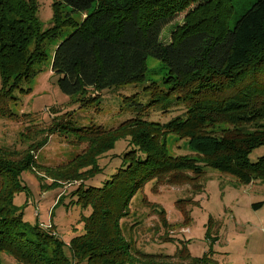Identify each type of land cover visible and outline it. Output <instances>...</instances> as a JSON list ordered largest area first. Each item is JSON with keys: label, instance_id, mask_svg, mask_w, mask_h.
<instances>
[{"label": "trees", "instance_id": "trees-1", "mask_svg": "<svg viewBox=\"0 0 264 264\" xmlns=\"http://www.w3.org/2000/svg\"><path fill=\"white\" fill-rule=\"evenodd\" d=\"M55 1L64 17L40 32L36 0H0V117L19 119L10 110L14 94L47 61L50 43L60 40L52 71L65 95H82L84 108L99 102L106 90L148 83L149 102L142 105L135 95L127 106L141 114L181 105L186 119L160 125L137 117L120 128L132 135L138 150L104 188L85 190L82 184L76 191L77 204L92 214L84 219V235L69 243L72 260L61 240L22 221L14 205L23 190L20 175L38 170L58 182L82 180L84 166L99 173L96 158L104 152L90 148L94 161L87 162L86 154L52 169L34 158L46 139L24 152L0 147V254L23 264H219L212 252L193 258L187 247L175 256L147 254L126 236L139 223L129 231L124 221L133 198L151 182L195 188L206 169H214L246 188L264 185V156L250 161L264 147V0H210L185 17L169 44L162 42L164 30L194 0ZM75 14L83 15L81 21ZM149 59L167 70L161 84L147 82ZM67 128L65 122L38 133L50 136ZM164 130L187 139L197 158L168 157L154 138ZM161 217L169 230L164 213Z\"/></svg>", "mask_w": 264, "mask_h": 264}, {"label": "rangeland", "instance_id": "rangeland-1", "mask_svg": "<svg viewBox=\"0 0 264 264\" xmlns=\"http://www.w3.org/2000/svg\"><path fill=\"white\" fill-rule=\"evenodd\" d=\"M194 1L164 30V44H169L170 35L189 13L210 0ZM36 5L40 32L49 31L56 20L64 17L57 10L55 0H36ZM212 15L211 11L208 16ZM73 17L81 21L83 15L75 14ZM59 41L50 43L46 50L47 61L37 66L35 74L23 82V91L14 94L15 101L10 110L19 119L0 117V147L24 152L32 143L38 144L46 139V145L34 158L38 165L52 169L65 167L86 154L87 162L94 161L90 148L97 153L104 152L96 158L99 173L94 175L90 172L91 166H84L80 172L82 180L58 182L38 170H26L20 175L23 190L15 195L14 205L22 221L31 228L41 227L61 240L66 255L72 260L69 243L84 235V219L92 214L91 208L85 209L77 204L76 191L82 184L85 190L104 188L124 169L128 155L138 150L132 135L120 128L137 117L160 125L179 118L185 120L186 109L178 105L169 111L140 114L135 106H127V98L135 95H140V104L149 102L150 98L144 94L148 83L106 90L99 102L84 108L82 95H65L59 87V77L52 71V60ZM147 67V82L161 84L167 71L162 63L149 59ZM2 89L0 74V92ZM65 122L68 125L65 131L50 136L47 132L38 133L47 128L58 130L65 126ZM81 129H86V133L82 134ZM154 138L168 157L197 158L187 139L165 130ZM263 156L264 147L255 150L250 161L255 163ZM143 200L151 206L144 204ZM261 203H264L263 184L256 183L246 188L214 169H206L202 181L195 184V188L184 184L151 182L131 202V216L124 223L128 227L136 222L139 224L131 235L127 233L126 236L134 238L138 247L147 254L175 256L187 247L193 258H203L212 252L219 264H264V205L255 207ZM162 213L171 227L169 230L162 223ZM0 264L23 263L2 253Z\"/></svg>", "mask_w": 264, "mask_h": 264}]
</instances>
